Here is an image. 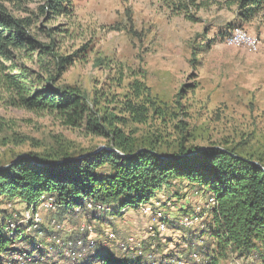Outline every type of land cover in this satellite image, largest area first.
I'll use <instances>...</instances> for the list:
<instances>
[{
    "label": "rangeland",
    "instance_id": "rangeland-1",
    "mask_svg": "<svg viewBox=\"0 0 264 264\" xmlns=\"http://www.w3.org/2000/svg\"><path fill=\"white\" fill-rule=\"evenodd\" d=\"M206 1L208 5L196 14L198 19L191 21L173 14L164 0H74L70 11L61 15L44 12L45 0H0L16 16L31 20L29 33L42 44L32 52L16 51V65L27 69L40 86L57 73L61 56H72L56 86L84 94L93 112L104 117L105 133L115 122L140 145L149 147L153 138L165 154H175L181 145L194 152L213 145L264 162V9L251 21L242 22L235 5ZM235 26L260 39L257 52L228 43ZM135 80L149 90L151 103L145 100L142 105L150 109L148 124H137L122 113L129 83ZM153 105L160 112L158 117ZM0 115L9 125L0 131V166L23 154L44 160L61 152L78 155L111 145L108 136L91 132L85 123L65 125L57 113L0 103ZM113 116L124 119L114 121ZM207 199L184 180L164 185L151 204L167 216L165 233L157 230L156 219L145 216L140 207L129 206L119 215L108 212L101 221V212L95 209L75 215L43 210L39 228L22 223L24 238L16 240L15 246L37 247L33 256L39 254L49 264H72L51 256V251L66 250L67 229L77 231L80 223L89 221L96 226L93 239L104 251L144 256L146 264H194L196 258L187 251L201 224L187 227L180 219L186 214L201 215ZM7 203H0V222L9 216L21 219L26 204L18 201L8 208ZM55 218L65 225L62 231H55ZM110 229L117 234L115 241L107 236ZM129 236L136 242L124 252L119 245ZM147 247L146 252L143 248ZM238 262L244 260L234 256L226 264ZM247 263L264 264L252 258Z\"/></svg>",
    "mask_w": 264,
    "mask_h": 264
},
{
    "label": "trees",
    "instance_id": "trees-1",
    "mask_svg": "<svg viewBox=\"0 0 264 264\" xmlns=\"http://www.w3.org/2000/svg\"><path fill=\"white\" fill-rule=\"evenodd\" d=\"M73 1L45 0L42 10L61 15L70 11ZM164 1L173 14L183 15L191 21H196L198 10L208 5L206 0ZM225 2L229 7L236 6L242 22L251 21L264 9V0ZM30 23L29 18L16 16L0 2V103L6 107L57 113L63 123L71 127L85 123L91 132L108 136L112 149H95L78 155L61 152L44 160L31 155L35 162L28 157L17 159L15 156L7 167L0 169V203L21 201L30 207L44 198L53 197L58 204V213L75 215L76 208H85L87 202L93 200L110 209L100 210L105 214L102 218L99 213L98 220L101 221L106 219L108 212L119 215L129 206L141 208L150 204L164 185L172 180H184L208 197L207 207L200 216L209 219L202 220L187 251V255L196 258L194 264H226L234 256L244 262L251 258L264 262V162L258 160L260 167L253 156L213 145L196 152L181 145L175 154H165L153 138L149 147L140 145L137 138L115 122L110 123V132L105 133L104 117L93 112L84 94L76 89L63 90L56 86L72 56H61L57 73L51 74L40 86H36L27 69L16 65V51L32 52L42 47L29 33ZM84 49L82 47L81 50ZM148 92L141 81L129 83L121 108L122 113L137 124H148L150 109L142 106L145 100L151 103ZM153 113L157 117L160 113L156 106ZM117 119L113 116L114 121ZM123 119L118 120L121 122ZM6 127H9L8 121L0 115V131ZM210 197L216 199L213 206L208 203ZM9 219L13 218L9 216L0 222V264H19L9 263L8 257L20 249L33 256L32 251L38 248L29 250L15 246L16 240L23 237V228L21 226L14 232L8 230ZM55 231L62 230L55 228ZM69 239L66 250L57 254L54 248L51 256L66 258L72 264H146L144 256L135 258L104 251L96 243L78 262L68 251H79L89 246L88 234L77 230L70 234ZM79 239L84 240L83 246L77 245ZM128 239L119 245L124 252L130 248L129 245L126 249L122 246V243H128ZM70 242H73L71 246ZM143 250L147 252L148 247Z\"/></svg>",
    "mask_w": 264,
    "mask_h": 264
},
{
    "label": "built area",
    "instance_id": "built-area-1",
    "mask_svg": "<svg viewBox=\"0 0 264 264\" xmlns=\"http://www.w3.org/2000/svg\"><path fill=\"white\" fill-rule=\"evenodd\" d=\"M227 41L229 44L236 45V46H243L245 48H248L252 52H257L260 48V39L256 36H253L249 34L244 28L240 26H236L233 29L230 30L228 36H227ZM14 202L18 201H13V202H8L7 207L10 208L13 206ZM208 203L210 205H215L216 199L215 197H210L208 200ZM91 210V209H98V210H110L108 207L102 205V204H97L93 200H89L87 202V205L85 208H76L77 213L83 210ZM43 210H52V211H57L58 210V204L56 203L55 199L53 197L50 198H44L42 201L37 204V205H32V206H27L26 208L21 212V219H9L7 222V229L10 231H15L19 230L22 226V223H29L30 228H39L40 225L43 223ZM142 213L145 216L148 217H154L156 219V227L157 230L160 233H165L168 230V224H167V216L164 213L162 209H157L155 208L151 203L147 205H143L141 207ZM202 217L197 214H186L181 217L180 223L187 226L191 227L195 224H200L202 222ZM53 224L57 229L63 230L65 228V225L58 222L56 219L53 220ZM95 224L86 221L82 222L79 224L77 227V230L80 232H86L88 234V240L90 242L89 246L82 247L79 251H75L70 249L68 252L72 254L78 262H80L86 255L85 253L88 252L89 248H93L95 245V240L93 239V235L95 232ZM67 231L72 234L75 230L72 228H68ZM107 236L111 240H116L117 239V234L113 230H108L107 231ZM136 242L135 238L133 236H130L128 239V243L124 242L122 243V246L124 249L128 248L129 246L134 245ZM73 242H70L69 245L71 246ZM84 240L79 239L77 241L78 246H83ZM9 263H19V264H48L42 262L40 258L33 257L30 255L26 250H18L16 253H14L12 256L8 258ZM238 264H241L238 262ZM243 264H249L247 262H244ZM261 264V263H257Z\"/></svg>",
    "mask_w": 264,
    "mask_h": 264
},
{
    "label": "water",
    "instance_id": "water-1",
    "mask_svg": "<svg viewBox=\"0 0 264 264\" xmlns=\"http://www.w3.org/2000/svg\"><path fill=\"white\" fill-rule=\"evenodd\" d=\"M112 149V148H110V147H108V146H101L100 148H98V150L99 149ZM121 155H125L124 153H122V152H120V151H118ZM21 157H28V158H30L32 161H34L35 162V160L34 159H32L29 155H27V154H23V155H19L18 157H17V159H19V158H21ZM258 166H260V167H262V165L259 163V162H256V161H254ZM8 166V165H7ZM7 166H0V169H3L4 167H7ZM262 168H264V167H262Z\"/></svg>",
    "mask_w": 264,
    "mask_h": 264
}]
</instances>
